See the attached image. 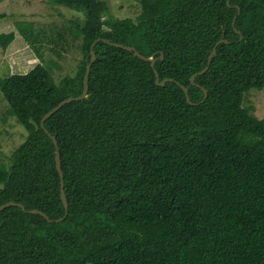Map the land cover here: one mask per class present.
Returning a JSON list of instances; mask_svg holds the SVG:
<instances>
[{
  "label": "trees",
  "instance_id": "16d2710c",
  "mask_svg": "<svg viewBox=\"0 0 264 264\" xmlns=\"http://www.w3.org/2000/svg\"><path fill=\"white\" fill-rule=\"evenodd\" d=\"M48 1L84 14L82 60L57 84L41 64L0 79L27 133L0 165V206H23L0 211V264H264V118L243 106L264 88V0H138L135 20L106 18L101 0ZM91 51L88 98L41 128L81 96Z\"/></svg>",
  "mask_w": 264,
  "mask_h": 264
},
{
  "label": "rangeland",
  "instance_id": "374dc122",
  "mask_svg": "<svg viewBox=\"0 0 264 264\" xmlns=\"http://www.w3.org/2000/svg\"><path fill=\"white\" fill-rule=\"evenodd\" d=\"M106 3V18L135 20L140 12L138 0H101ZM0 35L13 33L14 39L5 49H0V79L14 74H26L41 64L51 71L57 84L66 76H73L82 60L80 47L82 37L73 36L76 30L72 22L83 23L82 12H75L48 0H0ZM33 27L41 59L34 47L21 35L19 26ZM27 29V28H26ZM74 30V31H73ZM243 106L251 108L253 115L264 118V88L250 90ZM8 104L0 92V165L8 163V157L20 146L27 133L15 118L7 117Z\"/></svg>",
  "mask_w": 264,
  "mask_h": 264
},
{
  "label": "water",
  "instance_id": "95a60500",
  "mask_svg": "<svg viewBox=\"0 0 264 264\" xmlns=\"http://www.w3.org/2000/svg\"><path fill=\"white\" fill-rule=\"evenodd\" d=\"M98 40H96L97 42ZM104 43H107V41L103 40ZM221 43H226V40H220L216 45H219ZM95 44V43H94ZM93 44V45H94ZM112 46L116 47V48H120L126 52H129V53H133L135 56H137V58L139 60H142L144 62H147V63H150L151 67L154 68V64L156 62V60L154 59L153 56L151 57H144L142 55H140L135 49L133 48H130V47H126V46H122L120 44H111ZM90 55H91V59H90V62L89 64L86 66V70H85V75H84V82H83V92L81 94V96L79 98H69V99H66L64 101H62L61 103H59L56 107H54L52 110H50L47 114H45L42 119H41V122H40V127L43 128V125H44V122L49 119L54 113H56L61 107H63L64 105L68 104V103H71V102H74V101H80V100H83V99H87L88 98V95H87V92H88V76H89V73H90V70H91V66L93 65L94 61H95V54L91 51L90 52ZM216 55V50L213 49L211 54L209 55L208 57V60H207V66L201 70L200 72L194 74L191 76L190 78V83L193 84V81L195 79V77H197L198 75H203L207 72L208 68H209V65L212 61V59L215 57ZM160 59H162V56H160ZM154 75H155V84L158 86V87H164L165 83L170 81V80H164V81H161L159 82V77H158V74L157 72L154 71ZM184 95H185V98H186V101L190 103L189 101V98H188V95H187V89L184 88V87H181ZM204 95H203V99L201 100V102H199V104L203 103L206 99V96H207V92L204 90L203 91ZM51 140L55 146V155H54V161H55V168H56V171L58 173V177H59V180H60V200H61V203L63 205V208L65 210V215L63 218L61 219H58V220H55L53 222H61L65 219L66 215H67V212H68V204H67V200H66V196H65V192H64V180H63V175H62V171H61V167H60V154H59V151H58V146H57V142L56 140L54 139V137H51ZM8 207H18L20 209H23V206L20 205V204H15V203H7V204H4L2 206H0V211L8 208ZM29 213H32V214H40L43 218H45L47 221L49 222H52L48 219L47 216H45L44 214L40 213L39 211H36V210H33V211H29Z\"/></svg>",
  "mask_w": 264,
  "mask_h": 264
}]
</instances>
